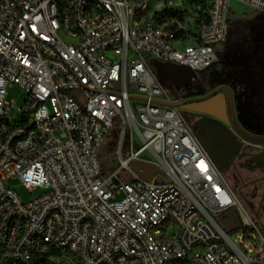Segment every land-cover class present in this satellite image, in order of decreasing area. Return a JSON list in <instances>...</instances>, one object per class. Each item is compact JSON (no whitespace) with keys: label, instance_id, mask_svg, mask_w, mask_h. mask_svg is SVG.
Returning <instances> with one entry per match:
<instances>
[{"label":"built area","instance_id":"built-area-1","mask_svg":"<svg viewBox=\"0 0 264 264\" xmlns=\"http://www.w3.org/2000/svg\"><path fill=\"white\" fill-rule=\"evenodd\" d=\"M155 1L147 15L150 0H0V264L51 249L53 264H264L260 230L146 65L211 67L231 2L264 15V0ZM229 210L240 228L219 224Z\"/></svg>","mask_w":264,"mask_h":264},{"label":"rangeland","instance_id":"rangeland-1","mask_svg":"<svg viewBox=\"0 0 264 264\" xmlns=\"http://www.w3.org/2000/svg\"><path fill=\"white\" fill-rule=\"evenodd\" d=\"M150 5L147 15H152L160 8L155 0H150ZM228 26L225 42L216 49V62L205 70L192 71L153 59H149L146 65L173 100L184 101L207 97L216 92L222 93L229 104L234 123L245 133L264 139V15L233 1L230 4ZM24 98L25 93L20 88L14 86L7 89V101H14L20 106ZM117 120L115 118V123ZM198 121L200 120H188L190 125ZM119 132L121 128L111 130L101 149V163L108 174L119 167V162L114 157ZM123 144L124 148L128 146V136ZM259 151L261 150L254 152L256 157ZM260 160H253L259 163L254 174L235 166L223 175L236 199L264 237V215L256 217L255 214L260 208L264 193V164ZM259 177L261 179L257 180ZM254 180L257 181L253 183ZM10 184L23 200L33 197L17 181L11 180ZM249 204L253 211L249 209Z\"/></svg>","mask_w":264,"mask_h":264},{"label":"water","instance_id":"water-1","mask_svg":"<svg viewBox=\"0 0 264 264\" xmlns=\"http://www.w3.org/2000/svg\"><path fill=\"white\" fill-rule=\"evenodd\" d=\"M226 98L222 93L200 102L186 103L184 101L176 102L173 105L178 106L183 112L188 114H200L212 120V124H206L200 120L191 125L197 139L203 144L210 160L219 172L225 173L229 162L231 161L237 145L236 135L229 129V120L226 108ZM264 164V155L261 160ZM135 170L142 167L146 174L139 175L142 179L150 181L158 172V169L149 165L135 163ZM218 222L226 229L240 228V221L234 210H229L220 216Z\"/></svg>","mask_w":264,"mask_h":264},{"label":"flooded vegetation","instance_id":"flooded-vegetation-1","mask_svg":"<svg viewBox=\"0 0 264 264\" xmlns=\"http://www.w3.org/2000/svg\"><path fill=\"white\" fill-rule=\"evenodd\" d=\"M216 94H219V92L212 93L211 95L207 97H202V98H189L185 99L184 102L186 103H195V102H200L207 100ZM226 108H227V115H228V120H229V129L236 135L237 139V145H236V150L235 153L231 159V161L228 164V167L225 171V174L227 171L235 166H238L239 168H242L245 172H250L254 174L256 167H259V163L254 162L253 160L256 159H261V156L264 155V139L256 138L252 135H249L248 133H245L242 131L233 121V118L230 114L229 111V104L228 102L226 103ZM184 113V116L186 117L187 120H192L194 121L195 119L198 120H208L206 116L200 115V114H188ZM257 157L255 156L254 152H258ZM246 163V164H244ZM251 164V167L249 166ZM264 172V171H263ZM262 172V174H263ZM261 178L259 177L257 180H260ZM263 179V178H262ZM257 180H254L253 183H255ZM249 209L253 211V207L251 204H249ZM256 217H260L264 215V193L261 197V202H260V208L259 210L255 213ZM241 224V223H240Z\"/></svg>","mask_w":264,"mask_h":264},{"label":"trees","instance_id":"trees-1","mask_svg":"<svg viewBox=\"0 0 264 264\" xmlns=\"http://www.w3.org/2000/svg\"><path fill=\"white\" fill-rule=\"evenodd\" d=\"M185 1L191 6L199 7L200 11L205 9V0H185ZM165 14H167V16H172L167 12ZM161 16L162 14L160 13L155 14V18H160ZM180 16H182V14H180ZM56 256H58V253L52 249L49 250L48 252H36L32 257L30 264H53L51 259Z\"/></svg>","mask_w":264,"mask_h":264},{"label":"bare ground","instance_id":"bare-ground-1","mask_svg":"<svg viewBox=\"0 0 264 264\" xmlns=\"http://www.w3.org/2000/svg\"><path fill=\"white\" fill-rule=\"evenodd\" d=\"M204 123H205V125H206V124H208V125H209V124H212V123H213V121H212V120H204Z\"/></svg>","mask_w":264,"mask_h":264},{"label":"crops","instance_id":"crops-1","mask_svg":"<svg viewBox=\"0 0 264 264\" xmlns=\"http://www.w3.org/2000/svg\"><path fill=\"white\" fill-rule=\"evenodd\" d=\"M218 52V51H217ZM217 52H216V55H217Z\"/></svg>","mask_w":264,"mask_h":264}]
</instances>
